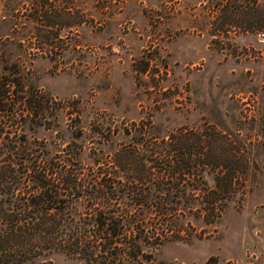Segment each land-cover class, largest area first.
<instances>
[{
    "label": "rangeland",
    "instance_id": "rangeland-1",
    "mask_svg": "<svg viewBox=\"0 0 264 264\" xmlns=\"http://www.w3.org/2000/svg\"><path fill=\"white\" fill-rule=\"evenodd\" d=\"M225 3L0 0V96L6 94L0 160L8 169L26 177L33 166L52 167L98 187L104 180L116 188L128 185L131 174L117 169L114 157L139 143L136 127L157 138L213 128L249 160L215 223L196 214L202 206L194 200L163 236L161 219L140 216L145 206L128 207L125 196L108 201L107 192L97 198L84 192L75 198L82 195L76 190L47 203L65 207L88 235L108 208L116 212L114 220L107 214L113 236L100 248L105 256L57 252L28 264H264V31L221 29L218 9ZM14 146L19 156H11ZM20 147L34 154L20 156ZM222 172L214 164L204 169L207 191L217 187ZM26 178L15 193L0 191L5 207L30 203L36 186ZM127 209L130 215L120 218Z\"/></svg>",
    "mask_w": 264,
    "mask_h": 264
},
{
    "label": "trees",
    "instance_id": "trees-1",
    "mask_svg": "<svg viewBox=\"0 0 264 264\" xmlns=\"http://www.w3.org/2000/svg\"><path fill=\"white\" fill-rule=\"evenodd\" d=\"M262 4L259 5L258 0H226L225 5L218 9L222 20L224 19L221 29L227 28L228 32L243 26L246 32L256 29L264 31V3ZM0 97H3L0 98L2 103L6 94L2 93ZM136 129L140 136L139 143L121 147L114 157L116 168L131 174L128 185L116 188L104 180L98 187L93 179L81 178L77 173H67L52 167L39 169L33 166L31 171L26 172V177L30 176L36 186V191L28 193L30 203L15 204L11 210L4 206L7 201H0V223H4L1 228L5 231L3 234L0 231L2 264H28L46 254L57 252L82 258H97L100 254L105 256L106 249L103 251L100 248H105L107 242L104 241L113 236L106 228L107 216L114 220L115 217L111 214L116 212H111L108 208L100 210L96 217L98 224L93 226L94 235H88L90 230L70 221L67 216L70 212L65 207L45 206L47 203L61 202L62 196H74L76 190L82 192V195L74 196L75 198L85 197L84 192L88 193V198L103 197L107 192L108 201L112 197H118L116 200L119 201L125 196L123 200H128V207L133 203L145 206L139 215L153 214L161 219L160 226L164 228L160 236L165 234V227L172 226L174 220L184 216L182 209L186 205H194V200H199L198 204L202 206L196 214L207 219L208 224L215 223L220 218L223 200L235 194V185L240 184L249 168V160L240 156L239 149L232 140L213 128L205 131L182 129L164 138L150 137L145 128ZM4 134L5 129L0 128V141ZM17 148L14 146L8 149L11 156H19ZM33 150H23L20 147V152H24L20 156H32ZM5 163L0 160V191L15 193L21 188L22 180L27 178L24 173L18 174L14 169H8ZM212 164L220 167L223 172L217 187L207 191L202 172ZM49 175H56L55 179L49 178ZM185 182H190L192 188L187 189ZM53 208L55 209L49 211ZM130 213V209L122 210L118 216L123 219ZM118 235H124V231H120ZM96 237L102 240L99 244H96Z\"/></svg>",
    "mask_w": 264,
    "mask_h": 264
}]
</instances>
